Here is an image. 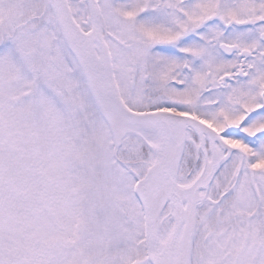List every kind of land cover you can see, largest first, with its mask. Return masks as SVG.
<instances>
[{
  "label": "snow or ice",
  "instance_id": "snow-or-ice-1",
  "mask_svg": "<svg viewBox=\"0 0 264 264\" xmlns=\"http://www.w3.org/2000/svg\"><path fill=\"white\" fill-rule=\"evenodd\" d=\"M0 264H264V0H0Z\"/></svg>",
  "mask_w": 264,
  "mask_h": 264
}]
</instances>
